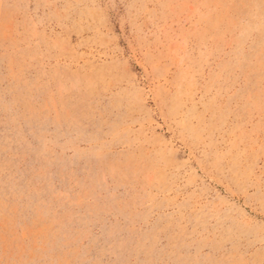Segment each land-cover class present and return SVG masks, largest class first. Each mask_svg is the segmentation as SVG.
<instances>
[{
	"label": "rangeland",
	"instance_id": "374dc122",
	"mask_svg": "<svg viewBox=\"0 0 264 264\" xmlns=\"http://www.w3.org/2000/svg\"><path fill=\"white\" fill-rule=\"evenodd\" d=\"M0 264H264V0H0Z\"/></svg>",
	"mask_w": 264,
	"mask_h": 264
}]
</instances>
